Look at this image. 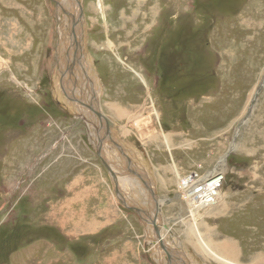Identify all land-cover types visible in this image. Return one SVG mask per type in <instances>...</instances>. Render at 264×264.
Masks as SVG:
<instances>
[{"label":"rangeland","instance_id":"374dc122","mask_svg":"<svg viewBox=\"0 0 264 264\" xmlns=\"http://www.w3.org/2000/svg\"><path fill=\"white\" fill-rule=\"evenodd\" d=\"M63 4L0 0V264H37L38 257L42 264H99L124 243L128 248L119 250L114 264H133L138 247L140 264H162L151 254L155 238L146 240L148 225L121 202V209L115 203L113 208L118 220L105 232L78 233L77 241L53 232L55 225L69 231L64 223L69 218L60 225L61 217L48 214L59 203L58 211L67 214L59 199L80 175H100L103 192L121 200L96 148H108L115 157L114 148L138 153L142 171H135L154 181L159 201L168 197L162 207L153 196L152 205L140 179L145 193L136 192L140 203L128 190L127 200L144 215L160 205L158 222L165 220L177 234L165 241L186 243L189 248L180 250L185 261L217 264L216 258L217 263L203 260L191 241L208 246L232 239L242 264H264V0H81L84 49L76 52L97 74L91 81L100 88V106L92 105L102 106L115 143L101 118L79 103L82 92L74 91L77 102L66 97L67 83L73 85L62 67L69 56L74 62L76 52L59 48L60 30L68 46L74 37L60 11ZM170 149L181 176L195 171L203 177L224 160L218 168L225 178L224 199L213 207L218 200L213 193L196 207L197 214L182 212L175 202ZM101 154L112 162L105 149ZM112 166L118 178L133 179L127 163ZM190 223H201L193 227L196 238L186 234Z\"/></svg>","mask_w":264,"mask_h":264},{"label":"crops","instance_id":"0c3cea01","mask_svg":"<svg viewBox=\"0 0 264 264\" xmlns=\"http://www.w3.org/2000/svg\"><path fill=\"white\" fill-rule=\"evenodd\" d=\"M110 133H111V131H110ZM109 140L113 143H115V141H116L114 139V137L111 135L109 137ZM98 149H99V151H98ZM101 149H105L108 152V156L109 155L113 156V159L110 158V160L112 162H115V164L117 163L119 165L120 163H122V164L127 163V169L131 172V174H133L132 176H134L133 177L134 180L131 177L128 176L129 177L128 178L127 176H124V175L122 176L123 179H120V177L118 178L119 171L116 167L112 166V162L111 163L105 162L106 165L103 163L105 168H106V171L107 172H108V170L111 171V172L109 171L110 172L109 175H110V180L112 183L113 191L117 192L118 193V195H116L117 198L121 199L118 202L116 197H114V195H111L108 192H107V194L103 192L105 189L104 188L105 186L101 182L100 175H98V178L94 177V176L88 177V176L80 175V177L76 178L72 182V185H70L66 189V193H64V196L59 199L60 202L62 203V206L65 205L68 208L67 214L63 213L61 210H60V212L58 211V208L60 207V203L58 205H56L57 209L55 211L53 209L48 214V216L54 215V216H57L58 218L61 217L60 225L63 224V219L65 216L67 217V219L69 218L68 221H66V219H64V223H66V225H67L66 227H68L69 231H67L65 229V225H64V227H57L54 224L55 227H53L54 228L53 232L56 231L55 229H58L63 234V236H67L69 239H72V240L76 239L75 241H77V239L79 237L78 233L83 234V235H88V234H96V233H99L102 231L105 232V231H107V230H105L107 227L108 228L111 227L112 225L115 224V221L118 220V217H116V215H118V213L116 210H113V208H114V203H115V207L117 209H121V207L119 205L121 202L122 206L125 209L126 208L130 209L135 214L138 213L137 215L142 220V223L144 225H148V226H146L147 230L144 232V234H146L145 235L146 240L148 237H149V239L155 238V240L154 241L151 240V243H150L151 254L157 256L159 258V261H161L160 263H162V264H193V262L190 263L189 261H185V257L183 258L184 252H181V251H185V249L189 248V246L184 242H182L183 246L179 242H172V245L175 246V248H172V245H171V243H169V240L173 241V238H170L169 240L167 239V241H165L167 247L171 250L172 258L167 257L166 253H164L160 249L158 250L157 249L158 248L157 237H156L155 232L153 230L154 227L151 224L152 222L157 223V225L159 226V228L161 230V236L164 238L165 237L169 238L170 236L174 237V236H177V234L169 227V224H167V222L165 220H163V222L161 223L162 225H161L157 220L150 221V219H148V218H151V220H152L153 215L155 213V208L153 210V215H152V212L149 213V211H151L150 209H147L148 212H146V215H144L142 212H140L138 209L135 208L137 206L140 207V205H136V203L133 204V202H130L127 200L129 198L127 196V193H126L128 190V191H130V194L133 196V200H137V202L140 203V197H136V195L138 192L144 193V189L139 184V180L144 179L145 185L149 186V188L146 187V190L147 191L149 190V195H148V192L146 194L145 193L144 194L151 198V204L152 205L154 202V200H152L153 193L155 194L157 200L159 201V196L155 192L157 190V186L155 185L154 181L149 179V181H150L149 184H146V182H147L146 178L142 177L141 175H139L135 171V169L142 171V167L139 164V163H141V160H140L141 158L139 159V157L137 156L138 153L135 152L134 149H132V148H114L117 152V155L115 157V154L112 155L108 151V148H96V151L98 152L97 154L102 153ZM114 159H116V160H114ZM121 159H122V162H121ZM101 160H103V158ZM113 174H115V176L117 178H115L113 176ZM159 184H160V181H159ZM64 192H65V190H64ZM146 196H145V198H146ZM135 197L137 199H135ZM145 198H144V201H146ZM165 201H166V197L163 199L161 198V200H160L161 206L165 205ZM145 205H146V202H145ZM131 206H134L135 209L133 210ZM159 212H160V215L162 218V210H159ZM148 216H150V217H148ZM143 217H145V218H143ZM126 218H127V216H123V219H126ZM76 221H78V222H76ZM68 223H69V225H68ZM78 223H81V225H79ZM36 229L38 230V228H36ZM38 231H40V230H38ZM169 231H171L172 233L170 235H167L169 233ZM173 232L175 234H173ZM57 238H60V236H58ZM224 240H229V239H224ZM192 245H193L192 247L197 251L198 255H201L203 260L209 259L211 262H216L214 257H211V256L207 255L203 250H200V248L197 244H192ZM137 246H139L138 243H137ZM124 247H125V249L128 248V247H126L125 243L120 245L116 249L112 247V249H115L111 253L112 255L108 256L109 255L108 254L107 257H103L101 263L102 264H108L109 260L107 261V259L112 257L110 260V263L114 264V260L116 259V257L119 259L121 258V256H120L121 254L119 253L120 252L119 250H122ZM137 250H139L137 253H136V250H133V254H134L133 264L142 263L141 256H140L141 250L139 247L137 248ZM45 252H46V250H44V253ZM126 252H127V250L124 251V253H126ZM213 252L216 253L217 250L213 249ZM31 254L32 253L30 252V257H32ZM130 259L131 258H128V259H126V261L129 262ZM37 260H38L36 262L37 264H42L40 262L41 260L39 259V257ZM135 261L137 263H135ZM154 261H158V260H154ZM101 263H99V264H101ZM128 264H130V263H128ZM217 264H219V263H217Z\"/></svg>","mask_w":264,"mask_h":264},{"label":"bare ground","instance_id":"6f19581e","mask_svg":"<svg viewBox=\"0 0 264 264\" xmlns=\"http://www.w3.org/2000/svg\"><path fill=\"white\" fill-rule=\"evenodd\" d=\"M63 1H64V4H63V6H60V11H61V13H63L64 15H66L65 16V21L68 22L69 27H71V29H74V37H73V39L71 40V43L68 46V44L64 40V36H63L64 35V32L62 30H60V32L62 34L61 35L62 36L61 43L59 44L60 51L62 53V52H64V50L66 48H69V47H70V49H69L68 53H70V51L72 53L73 52H76L77 49H78V51H80V50L83 51L84 48L82 46V43H80V41L82 39V35L85 34V30H84V21H83L84 18H83V15H82L81 0H63ZM66 5H67V8H65ZM76 6L78 8V13H77V10H76ZM100 8L103 9L102 6H100ZM85 11H86V9H85ZM82 18H83V20H82ZM74 55H75L74 56L75 57L74 62H72L71 57L69 56L70 61L68 63H65V67H62V71L63 72L65 71V73H64L65 77L67 79L71 80L72 85H73V86H71V85L69 86L68 83H67V89L66 90L70 92L69 93L70 94V97L69 96H66V97H68L69 100L71 98L72 100H74V102H77L76 101V97L77 96L75 95V92L76 91H77V93L78 92H82L81 93V98L83 99L82 100L83 102L79 100V103L82 106L85 105L87 108L91 107V110L96 113V114H94V115H96V117L95 116L94 117L96 119H98V117H100L101 120H102L101 121L102 122V125H104L108 129V131L110 132L109 125L106 122V119L102 116V114L100 112V111H102L101 110V107L102 106L100 108L99 107L94 108L93 105H92V102L93 101H96L98 103V105L100 106V104H99V98H100L99 97V95H100V92L99 91H100V88H99V86L97 84H95L94 82L91 81L92 78H96V76H97V74H95V72H94V69L91 68V61H89V63H88L86 61L84 62V58L83 59H79V57H81V56H78L77 52ZM97 79H99V77H97ZM99 83L101 85V81ZM57 85H58V83H57ZM95 86L98 87V89L95 88ZM59 88H61V84L60 83H59L58 89ZM102 89H103V85L101 86V90ZM59 94H60V92H59ZM68 104L70 105L69 102H68ZM108 110H111V112H113L112 107H110V109H109V106H108ZM86 111L87 112L84 111V113H83V114H85V116L89 115V111L87 109H86ZM231 111L233 112V110H231ZM263 112H264V106H263ZM233 113H231V114H233ZM88 118H87V120H88ZM263 120H264V118H263ZM261 126H264V122H261ZM217 130H218V127H217ZM258 132L259 131H257L256 133H258ZM260 132L264 133V128L263 127L260 130ZM215 133H218V132H215ZM161 134H162L164 140L166 141L167 139H165V137L167 138L168 137V134L165 131L162 132ZM110 135H111V133H110ZM108 139H109V137H108ZM174 140H176V139H174ZM262 142H264L263 134H262ZM258 143H259V141H258ZM174 146L175 145H172V148H174ZM194 150H196V149H194ZM101 152H104V149H101ZM99 155H101V159H102L103 158L102 154H99ZM174 156L175 155H173V153L171 152V149H170V158H171V161H172L171 162L170 173H171V175L174 178V181H175L174 183H176V195H178V197L175 198L176 199L175 202H178L179 204H181V206H182V208H181L182 209V212L184 210H186V211L192 210L194 212V214H197L198 212H197V208L196 207H200V206L203 207V205H204L203 202H205V200L207 199V196H209V195H211L213 193L216 194V198L218 199L216 201V203L213 205V207L218 203V201L224 199L223 196H222V191L221 190H222V184H223V181H224L225 178H224V174L223 173L221 175L218 174V168L220 169L221 166L224 165V160H223V162H219L218 165L216 166V168H214L213 170H211L207 175H204L203 177L199 173H196L195 171H194V173H191V174H188L187 173V174L181 176L179 167H178L177 162H176L177 160H175ZM102 161H103L104 164H105V162H107L105 159H103ZM113 176L115 178H117L115 176V174H113ZM257 178H259V177H257ZM159 179L162 180L163 183H166L165 180H163L162 177H160ZM146 181H147V184H149V182H150L149 179H146ZM167 184H168V182H167ZM147 187L149 188V186H147ZM153 196L155 197V202H158V200H157V198H156V196H155L154 193H153ZM166 197H168V196H166ZM159 203H161V202L159 201ZM174 203L172 202V204H174ZM213 207L212 208H209V209H204L203 214H205L207 212H210L211 209H213ZM224 209H225V206H224ZM159 210H160V205L155 204V213L153 215V220H150V221H154V220H157L158 221V217L160 215ZM185 218H186V220L189 219V221H190L191 215H187V217L185 216ZM196 221H198V218L197 217H195L194 223ZM201 223H198V224H191L190 223L191 229H190L189 226L186 225V228H187L186 229V234H188L190 232V233H192V235H189V236H191L193 238H196L195 237V234H194V231H193V227L194 226H198ZM151 224L154 227L153 230L155 232V235L157 237V242H158L161 250L164 253H166L167 257L172 258L171 250L167 247L166 242H165V238H163L161 236V230H160L159 226L157 225L156 222H152ZM207 233H210V232H206L204 234H207ZM204 234H201L200 236H202ZM191 243L192 244H197L199 246L200 250H203L207 255L216 258V260H217V262L219 264H226V263H229V264H233V263L234 264H242L239 261V258H241L240 257V251L237 248V245H236L235 241L232 240V239H230V240H222V241H220L218 243L217 242L214 243L213 241H210V242H208V246H206V243L205 242L191 241ZM213 249L214 250H217V252L216 253L213 252ZM252 251L255 252V248H253ZM225 252H229L232 255L231 259L228 256L222 255ZM248 253H250V252H248ZM255 260H256V257L253 259L252 263L255 262Z\"/></svg>","mask_w":264,"mask_h":264},{"label":"built area","instance_id":"2783aa9c","mask_svg":"<svg viewBox=\"0 0 264 264\" xmlns=\"http://www.w3.org/2000/svg\"><path fill=\"white\" fill-rule=\"evenodd\" d=\"M222 181V180H221ZM223 185V184H222Z\"/></svg>","mask_w":264,"mask_h":264}]
</instances>
